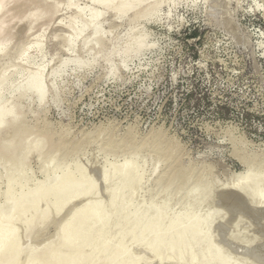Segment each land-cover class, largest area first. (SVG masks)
Segmentation results:
<instances>
[{
  "label": "rangeland",
  "instance_id": "1",
  "mask_svg": "<svg viewBox=\"0 0 264 264\" xmlns=\"http://www.w3.org/2000/svg\"><path fill=\"white\" fill-rule=\"evenodd\" d=\"M130 2L122 11L113 4L82 36L83 23L101 13L106 0H16L10 8L14 27L0 39L10 40V52L0 56V70L16 62L11 71L25 69L24 80L44 65L47 76L61 65L65 69L49 74L46 81L56 85L57 95L42 106L36 97L11 99L8 92L0 99L23 129L18 137L12 134L17 139L10 132L4 137L3 147L15 148L8 150L12 154L0 153V216L22 205L15 210L10 258L2 264H38L48 250L53 258L44 264L88 258V264H104L125 253L135 264H171L161 262L159 251L186 221H194L202 237L185 251L190 264L203 243L233 264H264V218L250 202L252 212L219 188L239 173L246 177V170L255 176L244 183L264 178V0ZM140 6L148 12L136 18ZM39 7L46 15L32 30L13 22ZM98 33L101 46L81 48L82 38L91 41ZM37 42L44 55L36 59ZM26 49L33 64L22 55ZM78 64L85 69L76 70ZM131 167L135 173L122 176ZM63 176L73 185L56 193L55 181ZM136 179L140 184L133 190ZM81 187L92 192L60 208ZM96 203L99 218L107 221L103 231L66 253L61 236L67 223ZM48 208L57 210L54 218L28 234L27 225ZM76 222L73 230H81L84 222ZM149 230L154 236L145 248ZM28 255L38 260L30 257L28 263Z\"/></svg>",
  "mask_w": 264,
  "mask_h": 264
},
{
  "label": "bare ground",
  "instance_id": "2",
  "mask_svg": "<svg viewBox=\"0 0 264 264\" xmlns=\"http://www.w3.org/2000/svg\"><path fill=\"white\" fill-rule=\"evenodd\" d=\"M15 1L16 0H0V39H2V40H3L2 37L10 31L8 28H11V26H13L10 24V27H9V23H11V21H12V20L10 21V18H11V16H10L11 12L10 11L12 9L11 6H13V2H15ZM30 1H32V0H18V2H25V3L26 2L28 3ZM128 1L133 2L135 0H106L105 7H104L103 11L101 13H96V14L92 15L90 20L83 23V26L81 28V36L83 35V33L87 32L90 28L95 27L103 15H106L110 10L113 11V9H112L113 4L117 5V7L115 8V11H122L123 8L125 7V4ZM139 1L140 2H147L148 0H139ZM206 2H208V0H206ZM21 4H24V3H21ZM24 6H25V4H24ZM48 7H50V6H48ZM152 9L156 10L157 8L152 7ZM23 12H24V10H23ZM55 12H56V10H55ZM147 12H148L147 8L140 6V8H138V10H136V18L144 17L147 14ZM27 13L28 14H25L22 18H21L22 15L19 14L21 19L19 18L20 21H18L17 20L19 17L18 16L16 21H13V22H15V25H18V24H16V22H19V24L21 22V23H25L26 25H28V28L31 29L34 26V24L37 25L38 21L40 22V20H42L44 18V16L46 15L45 12L41 10V8H40V10H38L36 8L33 11L31 10L30 13L29 12H27ZM78 13H79L78 16L80 14H82L81 11ZM49 15H48V17H49ZM52 18H53V16H52ZM70 28H72V29H70ZM67 29H70V32L72 30L75 31L74 28L71 26L70 27L68 26ZM31 30H29V31H31ZM67 32H68V30H67ZM67 32H65V34ZM70 32L67 33L66 35L71 34ZM66 35L65 36L62 35V36L67 38ZM71 36H73V35H71ZM63 37H62V40H63ZM65 38L63 40L64 42H65V40L66 41L69 40V38H67V39H65ZM2 40H0V41H2ZM8 41H10V40L7 39V42L5 41L4 43H0V44H5V45H0V56L4 55L5 53L8 54V52H7L8 50L10 52V49H9L10 44ZM39 42H37L35 44V46L33 45L34 49L36 51V59L43 57V55H44V48H43L42 44ZM102 43H103V36L100 35V33H98V34H96L94 39H92L91 41H85L82 38L81 39V48L84 49L85 47H93L96 49L97 47L101 46ZM31 48H29V49H31ZM27 49L22 51V53H23L22 55L27 54L26 53ZM29 49H28V51H29ZM6 54H5V57H6ZM22 55H21V57H22ZM25 55H24V57H25ZM109 56L111 58H113L115 56L114 49H112L110 51ZM27 57H29L28 54L26 55V58ZM23 59L26 60L25 58H23ZM96 60H97V56H95L93 59L89 60L88 65L93 64ZM21 61H22V59H21ZM27 61L29 64L34 63L33 60L32 61L30 60V57L27 58ZM15 63H13V65L11 63L10 65H5V66L11 67V65H12L13 66L12 68H14V66L17 65ZM19 63H21V62H19ZM19 66L22 67V69H24L23 68L24 65L22 66V63L19 64ZM16 67H18V66H16ZM12 68L7 67L6 70L4 69L5 71L2 69L0 70L1 72L4 71V72L0 73V74H2V75H0V99L2 96L6 95L4 93L8 92L7 94L9 95V98H11V99H14L15 97L21 96V95L27 96L28 100L33 98V97H36L37 98L36 101H37L38 105L42 106L43 104H45L48 101V99L51 95L52 96L57 95V90L55 88L56 85L51 86L50 84H48V82H47L49 80L48 77L51 78V76H54L55 73L63 72L65 69V66L61 65L55 71L53 69H51V71L53 70V72H50L51 74L49 73L51 76H49V74L47 76L46 75L47 67H46V65H44L37 72H34V73L32 72V74H30L29 77H27L24 80H23V77H24L23 71L25 72V69L22 72L15 70L17 72L13 73L14 70L11 71ZM9 69L12 73L10 71H8ZM80 69L81 70L85 69V66L83 64L76 65V70H80ZM10 73L13 75H11ZM12 79L16 80V82L14 81L16 83V85H15L16 87L11 86V80ZM46 79H48V80L46 81ZM46 82L49 86H47ZM17 121H19V120H18L17 116L13 114V110H12L11 105L5 106V105L0 104V153L3 156L12 154V153H10L11 151L10 152L8 151L11 147L9 149H7V147H5L6 145L4 146L6 149L3 147V145L5 144L4 143V137L6 136V134L8 135L10 132L12 138L15 139L16 136H14L12 134H15V135L19 134L20 135V133L23 131L21 126L19 124H17ZM17 137H18V135H17ZM44 137L46 140L49 138V136H44ZM2 142L4 143L3 145H2ZM37 146H38V148H40L41 145L38 144ZM12 148L11 149L14 151L15 148L14 147H12ZM135 171H136V169L131 167L130 170H128L127 173L122 174V176H125L128 173H131L130 175H132L135 173ZM248 172L246 170V172L244 173L245 175L249 174V175H246V177L253 178V176H255V174H253V173L251 174L250 171H248ZM102 175L106 179L107 175H108L107 170H104ZM238 176H240V177L238 178ZM256 176L258 179H254V180L250 179V181H246L244 183L243 179L246 177H242V173L241 174L239 173V175H237L236 180H234V182H232L230 184L220 185L219 188L221 189L222 192L236 191L237 193L241 194L243 196V198L248 200L247 201L248 203L249 202L251 203L252 209L253 210L255 209V211H256L259 208H264V178L262 179L261 176H258V175H256ZM233 177H235V176H233ZM70 179H69V177L63 176L61 179L55 181L56 182L55 188H54L55 192L60 193L63 190L70 187L71 185H73V181ZM140 179L135 180L133 190L138 185ZM91 192H92L91 188H88V187L82 188L81 187L80 194L77 195L75 198L64 200V202L61 203L60 208H63L64 206H68V204L70 205V203L72 204L74 201H76L78 199L87 198ZM133 193H134V191H133ZM135 195H136V193H135ZM228 195H230V194H228ZM231 196H233V195H231ZM41 201H42V199H40V198H38L36 200L35 206H33L34 209H35L36 205L38 203H40ZM250 203H249V205H250ZM21 206L22 205L19 202L14 207V209H12L8 214L0 216V264L5 263L8 260V258H10V256L6 255V253L9 250V248L11 247V245L13 244V242L15 241V238L17 236V232L12 228V225L14 222L15 210L20 209ZM99 209H100L99 203H96L93 207L81 211V213H79V215L77 217H75L73 220H71L70 222L67 223V226L63 232V236H61L62 237V239H61L62 249L66 253L72 251V249L76 246V243L79 240L81 241V246H84V245H82V243L85 240L89 242L98 233H101L103 231L107 221L99 218V212H100ZM55 210L56 209L52 210L51 208H48V210H46L40 216L41 218L39 221L37 220V221L29 223L27 225L26 232L28 234H30L32 231L35 230V228H38L39 225L44 226L45 224H47V222H49V220H51L50 219L51 217L54 218L53 217L54 215L52 212L55 213L57 211V210L56 211ZM59 211L60 210H58V214L60 213ZM150 213H152V211ZM138 214L140 215V212ZM209 217H210V219L213 218L212 215ZM76 221H80L81 224H82V222H84V226H83V228H81V230H77V231L73 230V229H75V224L77 223ZM186 225H189L190 227L192 226L191 227L192 229L188 230L186 228ZM197 226L198 225L194 221H186L183 224L182 223L179 224L175 230V233L173 235L169 236L165 240L163 247L159 251L158 257L161 260V262L167 261L168 263H171V264H177L180 261H184V262H187L186 264H190L188 262L189 259L187 258L185 251L193 249L195 247V245H197V243L202 241V237L197 235V233L195 232V229L197 228ZM39 227H42V226H39ZM185 228H186V230H185ZM184 230L186 231V233ZM66 233H67V235H66ZM153 236H154L153 230H149L146 232V234L144 235V237L142 239V243H143L145 248L150 246ZM176 240H178V242ZM235 240L237 243H238V241H240L236 238H235ZM174 241H176L177 247L175 246L172 251H168V248L170 247L171 244H173ZM200 247H201V245H200ZM235 251L236 250H234V252ZM196 253L200 259L199 258L193 259L192 264H233V263H231L230 257H224L218 248L211 247L210 244L207 245V244L203 243L202 247L199 248V250H197ZM235 253H233V254H235ZM19 254H20V252H19ZM32 255L33 254H31V256ZM30 257L28 255V257H26V259L27 258L29 259ZM32 257L30 258V259H32V261L36 259L35 258L36 256L34 257V259ZM52 258H53V252L51 250H48L47 252L44 253V256L42 257V259H40V260L37 259L38 264H44L47 261H50ZM27 260L25 263H27ZM29 260H28V263H29ZM37 260H35V261H37ZM90 260H91V258H88L87 260L86 259L82 260L81 262H79L77 264H88V262ZM23 263L24 262H22V263L17 262L16 264H23ZM106 263H108V264H135L136 262L130 257V255L125 253V254L116 256L114 259H111L108 262H104V264H106ZM61 264H67L66 260H62Z\"/></svg>",
  "mask_w": 264,
  "mask_h": 264
},
{
  "label": "water",
  "instance_id": "3",
  "mask_svg": "<svg viewBox=\"0 0 264 264\" xmlns=\"http://www.w3.org/2000/svg\"><path fill=\"white\" fill-rule=\"evenodd\" d=\"M233 195L235 197L238 198V201H240L242 204V207H244L245 209H247L248 211L252 212L251 207L249 206L248 202L243 198V196L239 193H237L236 191H227V192H222V195ZM255 210V209H254ZM258 212V214H260L261 218H264V208H259L256 210ZM254 213V212H253Z\"/></svg>",
  "mask_w": 264,
  "mask_h": 264
}]
</instances>
